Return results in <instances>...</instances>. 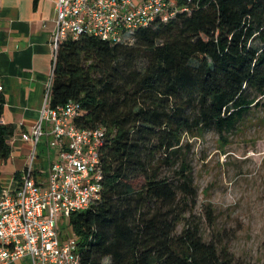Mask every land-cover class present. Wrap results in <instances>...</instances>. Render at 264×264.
Here are the masks:
<instances>
[{"label": "trees", "instance_id": "16d2710c", "mask_svg": "<svg viewBox=\"0 0 264 264\" xmlns=\"http://www.w3.org/2000/svg\"><path fill=\"white\" fill-rule=\"evenodd\" d=\"M176 6L126 42L69 38L57 53L52 107L76 101L77 126L106 130L101 198L70 219L81 264H239L202 234L183 140L211 130L226 139L262 106L264 0ZM5 106L0 91V195L16 133Z\"/></svg>", "mask_w": 264, "mask_h": 264}, {"label": "built area", "instance_id": "2783aa9c", "mask_svg": "<svg viewBox=\"0 0 264 264\" xmlns=\"http://www.w3.org/2000/svg\"><path fill=\"white\" fill-rule=\"evenodd\" d=\"M176 12V0H56L54 64L44 107L31 134L23 135L31 150L18 188L0 195V264L25 259L31 264H81L78 238L72 231L67 235L61 222L70 228L71 215L87 210L102 195L105 128L77 126L82 109L76 101L57 108L51 104L60 45L82 36L126 42L157 20L168 22ZM41 145L46 164L38 163Z\"/></svg>", "mask_w": 264, "mask_h": 264}, {"label": "rangeland", "instance_id": "374dc122", "mask_svg": "<svg viewBox=\"0 0 264 264\" xmlns=\"http://www.w3.org/2000/svg\"><path fill=\"white\" fill-rule=\"evenodd\" d=\"M256 45L263 46L260 41ZM262 103L226 139L211 130L183 140L198 190L202 234L206 241L226 246L239 264H264V99ZM38 153V163L46 164L43 145ZM1 168L4 182H14L13 159ZM210 206L214 223L206 213ZM61 223L70 235L68 223Z\"/></svg>", "mask_w": 264, "mask_h": 264}, {"label": "crops", "instance_id": "0c3cea01", "mask_svg": "<svg viewBox=\"0 0 264 264\" xmlns=\"http://www.w3.org/2000/svg\"><path fill=\"white\" fill-rule=\"evenodd\" d=\"M56 20V0H0V91L6 99L3 122L16 130L10 159L16 165L14 182H4L2 177L5 190L18 188L16 174L28 161L31 145L23 135L31 134L44 107L54 64ZM12 264L31 263L25 259Z\"/></svg>", "mask_w": 264, "mask_h": 264}]
</instances>
